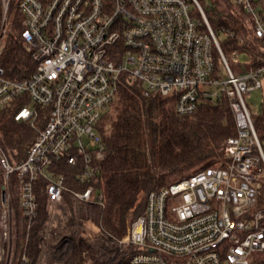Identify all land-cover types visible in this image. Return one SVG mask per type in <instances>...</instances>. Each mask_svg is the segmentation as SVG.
Returning a JSON list of instances; mask_svg holds the SVG:
<instances>
[{
    "label": "built area",
    "instance_id": "1",
    "mask_svg": "<svg viewBox=\"0 0 264 264\" xmlns=\"http://www.w3.org/2000/svg\"><path fill=\"white\" fill-rule=\"evenodd\" d=\"M12 2L32 70L15 80L0 65V113L20 103L13 121L37 132L21 160L0 145V264H13L15 229L18 221L31 229L39 189L50 218L65 193L103 205L92 184L68 187L61 169H77L82 183L99 175V123L124 76L143 96L172 100L180 115L223 95L236 128L219 157L142 193L144 210L119 241L120 252L130 248L125 264H264V132L244 99L262 87L264 0H0V57ZM227 6L244 32L223 29L249 61L238 75L206 13ZM238 55L231 51L236 64Z\"/></svg>",
    "mask_w": 264,
    "mask_h": 264
},
{
    "label": "trees",
    "instance_id": "2",
    "mask_svg": "<svg viewBox=\"0 0 264 264\" xmlns=\"http://www.w3.org/2000/svg\"><path fill=\"white\" fill-rule=\"evenodd\" d=\"M224 9L228 12L215 7L213 16L206 11L211 26L244 32L239 26V18L228 6ZM16 13L17 17L12 20L9 17L0 65L6 77L21 80L30 75L32 65L29 55L20 45L22 17ZM249 44L250 52L257 53L259 48L254 40ZM220 45L224 53L239 48L234 40L229 39ZM20 107V103L12 102L0 113V145L6 152L14 154L16 160L25 157L37 132L30 123L16 124L13 121V113ZM254 125L258 131L264 132V105L261 115L254 119ZM99 131L105 145L99 175L91 182L82 183L77 181V169L65 167L61 172L70 188L83 190L92 184L103 195V205L95 203L94 197L85 203L65 193L56 217L50 218L45 195L39 189L38 213L28 236H25L28 238V256L32 259L30 264H35L39 258L46 232L53 242L57 241L56 236L71 241V252L60 264L97 263L101 249L125 235L128 214L142 192L147 193L165 180L219 157L225 140L236 133V128L223 95L212 101L200 102L192 114L180 115L175 111L172 100L155 95L145 97L142 86L124 76L117 97L103 114ZM144 205L142 199L134 209V217L143 212ZM125 263L122 261L120 264Z\"/></svg>",
    "mask_w": 264,
    "mask_h": 264
},
{
    "label": "rangeland",
    "instance_id": "3",
    "mask_svg": "<svg viewBox=\"0 0 264 264\" xmlns=\"http://www.w3.org/2000/svg\"><path fill=\"white\" fill-rule=\"evenodd\" d=\"M14 5L15 2H13V5L11 6L10 10H9V17L11 18V20L15 17H17V13L16 10L14 9ZM215 9V7H213ZM213 8H208L206 9L207 13L212 14L214 13V9ZM222 8V7H221ZM224 11L228 12L227 9H224ZM223 26H219V27H214V30L218 31L221 30V32L218 33V39L220 40V42H225L226 39H228L225 30L223 29ZM239 52V55L237 57L239 64L234 63L235 61L233 60L232 56H231V52L225 53L228 57V61L232 66V69L234 71V73L236 75L238 74H243L246 73L248 71V65H249V61H248V57L246 55H244L243 53H241L240 49H237ZM261 81V89H256L252 92H250L249 94H245L244 95V99L245 102L248 106V109L253 117V119H255L257 116H260L263 110V105H264V76L260 78ZM212 90H214L215 88H211ZM109 117V116H108ZM104 123L101 122V126ZM109 127V125L107 126ZM212 159V158H211ZM201 166H197L191 170H188L184 173H181L173 178H176L182 174H186L188 172H191L197 168H199ZM173 178H169L167 180H165L162 184L172 180ZM161 184V185H162ZM145 193V192H142ZM142 193L140 194V196L142 195ZM139 196V198H140ZM142 201V200H141ZM139 199L137 201V204L139 203ZM137 204L135 205V207L137 206ZM128 214L127 217V229H128V225H129V220L134 217V209ZM55 212H58V209L55 210ZM55 213V215H56ZM56 217V216H55ZM52 217V218H55ZM18 228L19 229H15L16 231V244L15 247L12 244L11 247V253L13 254V264H18L19 260H21V257L23 255H27L28 256V245L27 247H22V245L19 244L20 241L24 242L25 236H28L29 234V229H27V232H24L25 228V224L22 221H18ZM94 228V227H92ZM127 229H126V233H127ZM93 230V229H92ZM95 230V229H94ZM126 233L125 235L118 241H114V244H110L108 243L106 247H103L100 251V256L99 259L97 260V263H93V264H120L122 261L125 263L127 257H128V253L130 251L129 247H126L122 252H120L119 249V241H124L125 237H126ZM91 236H94L93 233H90ZM45 243L41 244V254L38 258V260L36 261L35 264H60L61 260L64 259L66 256H68L71 252V241L68 238L65 237H60V236H56V240L57 241H51V236L49 234V232L45 233ZM26 243V242H25ZM55 243H57L55 245ZM29 257V256H28ZM32 259L29 257V263ZM22 264V263H21Z\"/></svg>",
    "mask_w": 264,
    "mask_h": 264
}]
</instances>
